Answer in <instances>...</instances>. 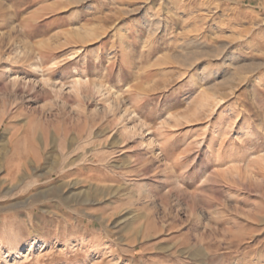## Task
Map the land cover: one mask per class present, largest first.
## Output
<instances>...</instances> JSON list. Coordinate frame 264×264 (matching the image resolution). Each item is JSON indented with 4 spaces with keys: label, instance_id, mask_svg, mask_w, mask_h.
<instances>
[{
    "label": "rangeland",
    "instance_id": "1",
    "mask_svg": "<svg viewBox=\"0 0 264 264\" xmlns=\"http://www.w3.org/2000/svg\"><path fill=\"white\" fill-rule=\"evenodd\" d=\"M0 264H264V0H0Z\"/></svg>",
    "mask_w": 264,
    "mask_h": 264
},
{
    "label": "bare ground",
    "instance_id": "2",
    "mask_svg": "<svg viewBox=\"0 0 264 264\" xmlns=\"http://www.w3.org/2000/svg\"><path fill=\"white\" fill-rule=\"evenodd\" d=\"M223 92V91H222ZM211 99H212V97H211ZM27 158H29V157H27ZM21 159H24V157L23 158H21ZM20 158H18V162H16V164H15V169L17 168V167H21V163H23V160H21ZM25 160V159H24ZM28 160V159H27ZM37 160L38 159H36V162H37ZM26 161V160H25ZM39 161V160H38ZM26 164V163H25ZM23 165V164H22ZM27 165V164H26ZM18 169V168H17ZM21 169V168H20ZM24 169V168H23ZM19 170V169H18ZM19 173H20V171H18ZM17 171H16V173H18ZM27 172V171H26ZM30 172V171H29ZM23 173V172H22ZM62 173V172H61ZM25 174V173H24ZM8 192H5V194H7ZM11 194V193H10ZM6 196V195H5ZM2 198H3V195H2ZM26 203H17V204H15V206H20V205H22V206H24ZM31 204V203H30ZM28 215V214H27ZM13 220V219H12ZM16 222V221H15ZM9 235V234H8ZM13 235V234H12ZM11 236V235H10ZM14 237H15V235H14ZM14 239V238H13ZM10 240H12V239H10ZM14 241V240H13ZM12 242V241H11ZM15 242V241H14ZM14 242H13V244H14ZM15 246H16V244H15ZM16 249V248H15ZM14 249V250H15ZM17 250V249H16Z\"/></svg>",
    "mask_w": 264,
    "mask_h": 264
}]
</instances>
